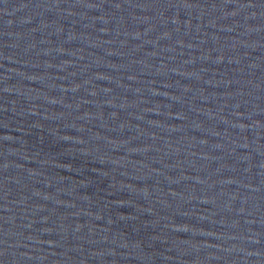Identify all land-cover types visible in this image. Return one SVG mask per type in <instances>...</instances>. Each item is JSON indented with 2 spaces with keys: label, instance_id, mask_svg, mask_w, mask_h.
<instances>
[{
  "label": "water",
  "instance_id": "obj_1",
  "mask_svg": "<svg viewBox=\"0 0 264 264\" xmlns=\"http://www.w3.org/2000/svg\"><path fill=\"white\" fill-rule=\"evenodd\" d=\"M0 264H264V179L0 157Z\"/></svg>",
  "mask_w": 264,
  "mask_h": 264
}]
</instances>
